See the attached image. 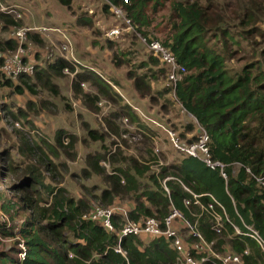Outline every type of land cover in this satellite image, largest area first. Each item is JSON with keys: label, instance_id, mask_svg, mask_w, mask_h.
<instances>
[{"label": "trees", "instance_id": "1", "mask_svg": "<svg viewBox=\"0 0 264 264\" xmlns=\"http://www.w3.org/2000/svg\"><path fill=\"white\" fill-rule=\"evenodd\" d=\"M60 1L66 6L72 3V0ZM110 1L124 9L143 35L158 39L186 67L176 84V95L185 111L195 120L186 126L185 131L196 132L198 126L207 131L210 155L213 160L226 165L227 179L219 168H212L202 159L188 154L158 165V170L153 173H150L149 165L136 157L124 158L128 167L116 165L118 154L107 158V146L103 144L106 152L97 151L88 158L91 168L99 171H105L101 161L108 160L111 164L112 173L104 178L103 190L97 195L98 203L109 206L119 202V197L133 199L129 217L135 221L145 217L164 219L175 206L191 221H198L199 230L206 240L215 241L218 251L231 249L241 254L245 264H264V251L260 245L249 235L237 233L232 224H236L241 231H247L246 225H252L264 237V184L258 179L264 176V48L259 50V45L264 42V0ZM165 6L171 11V33L162 41L147 34L142 26L149 22L148 7L159 10ZM104 10H109L106 1ZM0 21L6 24L4 28L16 24L10 15L2 12ZM90 22V19L86 22L78 20L84 25ZM259 38H263L262 41L259 42ZM3 45L14 47L15 42L11 37L5 41L0 39V47L5 48ZM150 53L149 59L140 65L141 68L147 66L145 72L135 78L136 89L144 95L148 91L143 87H151L146 79L156 81L158 67L167 78V66L158 56ZM236 58L246 60L239 70L227 65L229 60ZM68 66L70 64L66 60L58 57L49 69L37 64L33 76L22 75L19 80L33 90V85L29 83L31 79L46 84L45 76L61 74ZM97 76L99 79L94 84L105 87L102 94L106 95L110 85L101 75ZM79 78L75 83L76 89L81 81L88 80L84 73H80ZM0 85H14L18 92L24 91L1 69ZM167 90L165 87L163 91ZM88 135L95 142L106 141L105 134L97 129H90ZM65 136L63 128L56 132L57 146L64 151L75 150V145L64 143ZM142 136L154 144V135L145 131ZM192 140H198V136ZM150 141L147 155L142 153V156L149 163L155 159L158 163L159 158L155 157V147H150ZM69 143L73 144L71 137ZM27 150L31 153L33 148L28 147ZM67 154L76 158L75 152ZM51 165L52 160L48 159L44 170L32 163L24 167L11 163L9 167H4L5 171L2 169L0 176L3 178L11 174L17 178L7 191H0L2 211L12 221L20 215V211L29 212V215L20 224L0 222L2 236L17 237V242L22 241L26 245V255L21 261L17 257L16 243L10 251L0 249V264L177 262V251L164 237L147 240L127 235L120 241L119 232L124 221L120 214L114 217L113 232L107 231L98 221L84 219L83 215L90 209L87 211V205L81 199L69 197L65 189L57 190L56 186L46 182L45 171L55 170ZM45 192H48L47 196H44ZM192 192L212 194L225 207L231 222L224 220L222 230H214L207 211L201 212L200 206L194 203L189 207L185 205V200L192 198ZM200 200L203 205H208L212 198L204 195ZM118 247L122 251H117ZM245 249H248L247 254Z\"/></svg>", "mask_w": 264, "mask_h": 264}, {"label": "rangeland", "instance_id": "2", "mask_svg": "<svg viewBox=\"0 0 264 264\" xmlns=\"http://www.w3.org/2000/svg\"><path fill=\"white\" fill-rule=\"evenodd\" d=\"M1 2L28 10V15L19 21L21 24L16 22L18 25L66 29L74 43L76 57L86 65L73 68L74 71L63 70L61 74L45 76L46 84L31 79L29 83L33 85V90L19 79L17 83L24 88L23 92H18L14 85H0L1 175L4 167H9L11 163L23 167L32 163L44 170V163L51 159V168L53 166L55 170L45 171L46 182L56 186L57 190L65 189L69 197L81 199L88 211L95 205H101L97 195L103 190L106 174L112 173L108 160L100 162L105 171L91 168L88 158L97 151L104 153L107 150V158L118 154L116 165L124 167H128L124 162L125 157H136L151 167L150 173L158 170L160 160L164 164L182 157L184 153L174 146L166 129L170 127L182 140H191L198 135L197 131L187 134L185 129L189 123H193L194 118L177 102L159 67L156 81L146 79L151 85L150 89L143 87L148 91L147 95L136 89L135 78L147 68L140 65L152 54L141 39L130 32L124 30L117 39L106 35V29L115 25L125 27V24L113 17L109 10H104V0H72L71 6H66L60 0ZM146 11L149 22L142 26L143 31L163 41L171 33V11L168 6L159 10L148 7ZM88 19L91 20L88 25L78 23V20L86 22ZM5 25L0 21V39L4 41L10 37L11 27L15 24H9L7 28H4ZM51 35L55 42L57 36ZM31 39L37 53V63L49 69V65L60 57L58 50L47 38L43 40L33 35ZM39 39L42 41L39 42ZM262 39L259 38V42ZM3 47L9 48L6 45ZM262 48L264 42L259 45V50ZM245 61L236 58L229 60L227 65L239 70ZM80 73L87 74L88 80L81 81L76 89L75 83L79 81ZM97 74L110 85L106 95L102 94L105 87L94 84L99 79ZM165 87L167 92L163 91ZM134 107L139 108L140 112ZM61 128L66 131L64 143L75 145V150L64 151L57 146L55 135ZM90 129L105 134L106 141H93L88 135ZM143 131L154 135V144L140 137ZM70 137L73 144H68ZM149 141L150 147L159 149L158 153L154 151L155 157L159 158L158 163L156 159L149 163L142 156V153L147 155ZM103 144L107 146L106 150ZM28 147L33 148L31 153ZM67 152H75L76 158L73 159ZM14 179L17 178L13 174L8 178L0 176V191H7ZM47 195L48 192H45L44 196ZM118 201L128 209L134 205L130 198L119 197ZM27 215L29 212L20 211L15 221L10 217L9 221L14 225L20 224ZM180 232L186 234L181 227Z\"/></svg>", "mask_w": 264, "mask_h": 264}, {"label": "built area", "instance_id": "3", "mask_svg": "<svg viewBox=\"0 0 264 264\" xmlns=\"http://www.w3.org/2000/svg\"><path fill=\"white\" fill-rule=\"evenodd\" d=\"M109 4V11L118 20H121L125 27L121 25H115L106 29V35L111 39H117L125 31L134 32L141 42L155 56H158L160 60L167 66V85L171 86L177 102L182 103L176 95V84L180 78V75L186 71V67L178 62L176 55L164 46L158 39L151 36L143 35L126 13L124 9L110 0H104ZM0 12L10 15L16 22L22 20L28 15V10L25 8L4 4L0 0ZM93 12V9L91 10ZM47 32H50L47 33ZM51 34L57 36L54 42ZM32 35H38L43 40H49L53 46L58 50L61 58L66 60L70 66L65 67L66 72L72 70L71 67L78 69L80 66H86L80 61L74 51V43L70 37L69 32L66 29L58 27L47 28L43 26H25L15 24L11 27L10 37L14 40L15 46L3 49L0 47V61L2 64L0 69L7 78L17 81L20 76L27 75L33 76L37 70V53L34 50L32 44ZM47 38V39H46ZM140 112V109L134 107ZM128 119H126L127 121ZM153 122L158 123L155 120ZM199 129V131H198ZM198 140H182L170 127L166 129L169 133L174 146L184 154L192 155L202 159L208 166L212 168H219L224 178L227 179L225 171L226 165L219 161L213 160L208 141L210 139L209 134L201 126H198ZM187 134H190L187 132ZM140 133V137H141ZM155 152L158 153V147H155ZM163 161L160 160L159 164ZM169 178V177H168ZM264 184V176L258 178ZM165 182V181H164ZM166 190L168 187L165 185ZM189 190L187 187H185ZM193 193L191 199L185 200V205L189 207L192 203L199 205L201 212L207 211L212 218V228L220 232L223 228V221L231 220L228 218L225 207L210 194H197ZM204 195H208L212 198V201L208 205H203L200 198ZM120 214L123 218V224L119 232L120 241L123 236L135 235L141 237L143 234L152 238L164 237L171 245V247L177 251L178 260L175 264H245L241 254L231 250L225 249L218 251L215 248V241H208L198 228V221L195 222L188 219L184 213L175 206H172L170 213L164 219H158L156 217H145L139 221L130 219L129 209L126 206L119 203L109 206L95 205L87 213L83 215L84 219H91L100 222L103 227L109 231H115L114 217ZM0 222L10 225L9 217L2 211L0 203ZM237 233L249 235L252 237L264 251V237L255 229L252 225H246L247 231H241L240 228L232 223ZM186 230V234L180 232V227ZM17 237L2 236L0 234V249L10 251L17 246V257L21 260L26 255V245L20 241L17 242ZM117 251H122L120 247L116 248ZM248 253V249L244 251Z\"/></svg>", "mask_w": 264, "mask_h": 264}, {"label": "crops", "instance_id": "4", "mask_svg": "<svg viewBox=\"0 0 264 264\" xmlns=\"http://www.w3.org/2000/svg\"><path fill=\"white\" fill-rule=\"evenodd\" d=\"M194 120H195V119H194ZM190 134H191V133H190ZM141 238H142V239H147V238L152 239V237H149V236H146V235L143 236V237L141 236ZM149 239H147V240H149Z\"/></svg>", "mask_w": 264, "mask_h": 264}, {"label": "water", "instance_id": "5", "mask_svg": "<svg viewBox=\"0 0 264 264\" xmlns=\"http://www.w3.org/2000/svg\"><path fill=\"white\" fill-rule=\"evenodd\" d=\"M198 131H199V129H198Z\"/></svg>", "mask_w": 264, "mask_h": 264}]
</instances>
